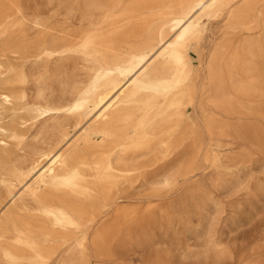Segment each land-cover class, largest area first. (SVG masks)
Masks as SVG:
<instances>
[{
	"label": "bare ground",
	"instance_id": "1",
	"mask_svg": "<svg viewBox=\"0 0 264 264\" xmlns=\"http://www.w3.org/2000/svg\"><path fill=\"white\" fill-rule=\"evenodd\" d=\"M241 111L264 118V0H0V264L108 259L153 198L221 166ZM138 182L149 204L123 206Z\"/></svg>",
	"mask_w": 264,
	"mask_h": 264
},
{
	"label": "rangeland",
	"instance_id": "2",
	"mask_svg": "<svg viewBox=\"0 0 264 264\" xmlns=\"http://www.w3.org/2000/svg\"><path fill=\"white\" fill-rule=\"evenodd\" d=\"M28 1L31 6L48 2ZM58 13L60 19L66 17L65 11ZM81 25L76 15V27ZM219 31L214 25L193 54L200 84L206 82ZM220 119L227 126L216 149L221 166L206 163L193 178L153 198V209L141 212L111 246L110 257L94 259V264H264V118L241 111ZM28 137L34 146L41 143L34 131ZM146 189L138 182L124 194L122 205L144 208L149 204Z\"/></svg>",
	"mask_w": 264,
	"mask_h": 264
}]
</instances>
